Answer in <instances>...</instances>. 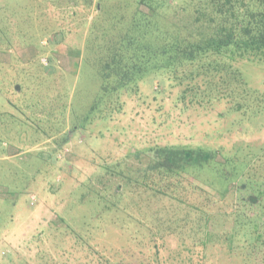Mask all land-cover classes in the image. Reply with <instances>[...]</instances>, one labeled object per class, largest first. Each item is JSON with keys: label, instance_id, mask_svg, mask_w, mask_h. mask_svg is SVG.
Listing matches in <instances>:
<instances>
[{"label": "rangeland", "instance_id": "1", "mask_svg": "<svg viewBox=\"0 0 264 264\" xmlns=\"http://www.w3.org/2000/svg\"><path fill=\"white\" fill-rule=\"evenodd\" d=\"M13 1L16 23L5 34L9 3L0 0V43L6 49H0V264H264V244L240 248L215 236L203 245L185 202L170 196L143 200L134 188V178L147 169L150 149L157 145H203L223 152L243 143L257 148L264 143V111L250 116L243 127L244 112L227 109L225 102L208 105L189 94L184 98V85L153 76L137 93L122 95L119 110L101 104L83 117L84 103L95 92L92 71L86 66L80 70L84 21L91 22L97 0L89 10L68 9L67 0H59L60 9H46L43 0ZM148 2L167 7L164 0ZM185 5L175 0L160 15L162 22L184 21L179 16ZM25 6L37 7L33 30L24 22L27 14L19 18ZM141 8L150 7L144 2ZM62 9L69 10V18L62 17ZM53 19L65 25L64 40L47 32ZM237 65L253 87L264 89V61L238 60ZM51 66L54 74L48 73ZM72 104L84 124L76 130ZM121 182L129 185H124L126 199H112L114 215L107 222L92 219L89 227L69 226L68 220H77L68 213L101 209L109 200L102 192L111 194ZM202 192L191 189L183 199L197 203ZM86 193L102 194L103 202L84 203L80 210L70 205ZM232 199L221 207L230 211ZM216 227L224 225L219 221Z\"/></svg>", "mask_w": 264, "mask_h": 264}, {"label": "trees", "instance_id": "2", "mask_svg": "<svg viewBox=\"0 0 264 264\" xmlns=\"http://www.w3.org/2000/svg\"><path fill=\"white\" fill-rule=\"evenodd\" d=\"M6 1L9 5L4 12L15 18L13 21L11 15L4 16L10 19L5 34L10 32L11 24L16 23V12H12L15 8H11L14 1ZM43 1L46 9L48 6L60 9L59 0ZM92 2L67 0L65 4L68 9L82 6L89 10ZM144 2L150 7L148 11L141 8ZM164 2L167 7L175 5V0ZM180 2L186 4L179 16V20L184 21L167 25L162 22L163 17L160 18L167 8L164 4H149L148 0H97L91 22L84 21L87 33L80 70L86 66L92 71L95 92L84 103L83 117L91 110L100 109L101 104H110L119 110L122 95L137 93L140 84L153 76L184 85L181 91L184 98L189 94L208 105L225 102L227 109L244 112L247 116L241 120L242 126L250 122V116L264 111V89L253 87L237 65L238 60L264 61V0ZM16 7L21 8L19 3ZM36 8L22 7L19 18L21 13L28 15L24 21L26 27L31 28ZM62 11H66L62 13L63 18L70 17L69 10ZM53 21L47 32L61 35L64 40L65 25ZM38 33H41L40 27ZM2 37L4 39V34ZM29 42L35 45L37 38ZM3 43L1 41L0 49L6 50ZM49 70V74H54V67ZM90 101L86 110L85 105ZM72 117L75 130L84 126L81 113L76 114L74 106ZM150 150L153 153L147 169L134 178L135 192L140 198L153 201L150 198L170 196L185 202L186 214H194L189 217L196 226L194 230L201 233L203 245L215 236L240 248H258L264 244V143L257 148L252 143H243L232 152L186 144L157 145ZM117 174L122 180L126 179L124 174ZM124 185L129 186L121 182L111 194L102 192L109 200L101 209L80 215L68 213L71 220H77L74 223L68 220L69 226L89 227L92 219L107 222L114 215L112 199H126ZM205 186L218 196L204 189ZM191 189L204 191L197 203L183 199ZM229 190L232 195H227ZM88 194L70 205L80 210L84 203L100 205L103 202L102 194ZM229 196L233 198L230 211L220 204ZM86 197L88 201L83 200ZM60 219L67 220L63 215ZM219 221L224 228L217 229ZM145 224L151 227L149 222Z\"/></svg>", "mask_w": 264, "mask_h": 264}, {"label": "built area", "instance_id": "3", "mask_svg": "<svg viewBox=\"0 0 264 264\" xmlns=\"http://www.w3.org/2000/svg\"><path fill=\"white\" fill-rule=\"evenodd\" d=\"M0 141H1V140H0ZM2 145H3V146H6V143L3 141V142H2ZM31 199H32V201H34V199H36V197H35L34 195H32V196H31Z\"/></svg>", "mask_w": 264, "mask_h": 264}, {"label": "crops", "instance_id": "4", "mask_svg": "<svg viewBox=\"0 0 264 264\" xmlns=\"http://www.w3.org/2000/svg\"><path fill=\"white\" fill-rule=\"evenodd\" d=\"M16 107H18L17 105H16ZM24 108V105H23V107H21V109H23ZM23 111H25V109H23ZM2 113H3V109H0V115H2Z\"/></svg>", "mask_w": 264, "mask_h": 264}]
</instances>
